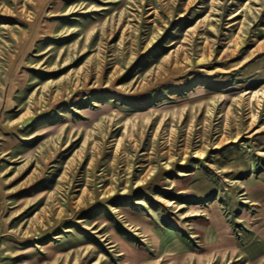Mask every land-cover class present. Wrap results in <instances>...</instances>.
Returning <instances> with one entry per match:
<instances>
[{"label": "rangeland", "instance_id": "obj_1", "mask_svg": "<svg viewBox=\"0 0 264 264\" xmlns=\"http://www.w3.org/2000/svg\"><path fill=\"white\" fill-rule=\"evenodd\" d=\"M0 264H264V0H0Z\"/></svg>", "mask_w": 264, "mask_h": 264}]
</instances>
